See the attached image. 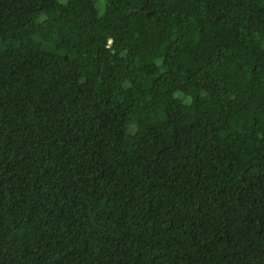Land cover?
<instances>
[{
  "label": "trees",
  "instance_id": "16d2710c",
  "mask_svg": "<svg viewBox=\"0 0 264 264\" xmlns=\"http://www.w3.org/2000/svg\"><path fill=\"white\" fill-rule=\"evenodd\" d=\"M0 264H264V0H0Z\"/></svg>",
  "mask_w": 264,
  "mask_h": 264
},
{
  "label": "rangeland",
  "instance_id": "374dc122",
  "mask_svg": "<svg viewBox=\"0 0 264 264\" xmlns=\"http://www.w3.org/2000/svg\"><path fill=\"white\" fill-rule=\"evenodd\" d=\"M97 1H99V0H97ZM99 8V7H98Z\"/></svg>",
  "mask_w": 264,
  "mask_h": 264
}]
</instances>
